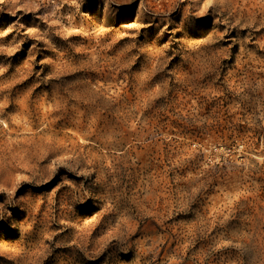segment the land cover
<instances>
[{
    "label": "rangeland",
    "instance_id": "obj_1",
    "mask_svg": "<svg viewBox=\"0 0 264 264\" xmlns=\"http://www.w3.org/2000/svg\"><path fill=\"white\" fill-rule=\"evenodd\" d=\"M0 264H264V0H0Z\"/></svg>",
    "mask_w": 264,
    "mask_h": 264
}]
</instances>
